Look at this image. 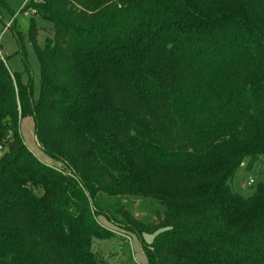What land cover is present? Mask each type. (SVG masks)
<instances>
[{"label": "trees", "instance_id": "trees-1", "mask_svg": "<svg viewBox=\"0 0 264 264\" xmlns=\"http://www.w3.org/2000/svg\"><path fill=\"white\" fill-rule=\"evenodd\" d=\"M24 8L52 28L42 47L33 21L26 35L36 99L0 55V264H107L92 248L113 236L99 195L163 206L155 225L126 218L123 230L153 234L146 264H264V181L230 186L264 158V0ZM27 116L59 167L24 145Z\"/></svg>", "mask_w": 264, "mask_h": 264}, {"label": "rangeland", "instance_id": "rangeland-1", "mask_svg": "<svg viewBox=\"0 0 264 264\" xmlns=\"http://www.w3.org/2000/svg\"><path fill=\"white\" fill-rule=\"evenodd\" d=\"M6 1L8 9L0 10V55L7 69L13 74L20 75L23 84L31 82L33 99H36L40 87L39 63L34 47L26 35L33 21L38 30L37 44L42 47L52 24L40 16H33L30 9H25L27 0ZM17 33L25 35L22 41L18 39ZM19 133L24 145L35 157L45 164L60 166L37 144L32 116L19 121ZM247 164L248 160H245L230 181L233 191L240 195H249L257 183L264 181V158L251 169H247ZM248 178L253 180L251 186L246 185ZM96 202V207L92 201L90 202L92 209L104 217L98 216L97 219L113 233L109 239L93 240L92 248L96 255L107 264H146L143 245L152 241L153 234L145 233L141 237L123 230L129 226L126 225L129 222L126 218L129 215L138 222L155 225L163 216V206L152 198H115L106 195H99ZM122 223L125 224L118 227Z\"/></svg>", "mask_w": 264, "mask_h": 264}, {"label": "built area", "instance_id": "built-area-1", "mask_svg": "<svg viewBox=\"0 0 264 264\" xmlns=\"http://www.w3.org/2000/svg\"><path fill=\"white\" fill-rule=\"evenodd\" d=\"M28 1V0H27ZM253 184V180L252 178H248V180L246 181V185L247 186H251Z\"/></svg>", "mask_w": 264, "mask_h": 264}]
</instances>
